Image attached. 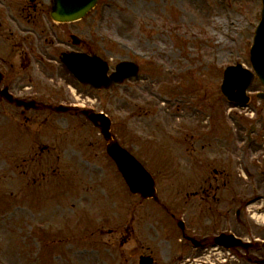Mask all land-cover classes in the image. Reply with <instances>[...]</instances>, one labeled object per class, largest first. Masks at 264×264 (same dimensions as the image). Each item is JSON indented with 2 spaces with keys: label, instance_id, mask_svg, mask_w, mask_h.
Wrapping results in <instances>:
<instances>
[{
  "label": "rangeland",
  "instance_id": "374dc122",
  "mask_svg": "<svg viewBox=\"0 0 264 264\" xmlns=\"http://www.w3.org/2000/svg\"><path fill=\"white\" fill-rule=\"evenodd\" d=\"M39 2L50 10V0L32 1V10ZM261 10V0H98L77 22L32 21L39 96L106 111L116 138L153 174L158 200L130 191L100 128L82 112L32 110L31 123L7 109L0 113V264H139L135 248L173 264L178 192L209 183L225 184L226 200L213 202L232 207L235 219L240 200L233 196L254 195L260 178L264 185V98L256 96L264 86L256 80L250 103L241 106L220 85L228 65L252 68ZM70 32L82 38L80 46ZM15 41L5 31L9 50ZM65 43L97 54L112 70L136 61L139 74L103 90L81 84L62 65L44 74L39 59L70 48ZM198 202L189 199L196 223L221 229L215 206L205 212Z\"/></svg>",
  "mask_w": 264,
  "mask_h": 264
},
{
  "label": "flooded vegetation",
  "instance_id": "af4514ba",
  "mask_svg": "<svg viewBox=\"0 0 264 264\" xmlns=\"http://www.w3.org/2000/svg\"><path fill=\"white\" fill-rule=\"evenodd\" d=\"M32 1L35 0H10V3L8 0H0V113L7 111V109H13V112L21 115L24 121L31 123L32 100L36 101L40 110H52L56 98L39 96L38 91L35 90L36 86H32L33 68L35 69V67L32 68V54L35 50V39L32 38V31L35 30L32 28V21L37 23L42 20V17H47L49 14L46 7L42 6V2L33 4L34 9L32 10ZM11 7H14L15 10ZM6 24L8 26H5ZM5 31L15 34L16 37V41L10 50L5 45ZM8 37L11 38L10 35ZM56 37L57 40H60L58 35ZM68 46L70 48L67 50H72V47ZM13 50H16L17 53L12 58L10 54ZM58 54L59 52L55 55L45 53L39 59L38 63L44 74L47 70L58 73V69L62 65L58 60L60 55ZM62 66L70 73L64 65ZM10 94L13 96L12 98L8 97ZM18 99L22 105L17 104ZM61 102L71 103L66 98H62ZM245 170L251 173L250 168L246 167ZM215 173H218L216 169ZM219 174L223 176L222 171ZM215 180L219 182L220 178ZM262 181L263 179L260 178L254 195L249 194L247 196L239 189L238 194L233 196L236 204H238V200L241 201L237 205L235 219L229 217L233 210L232 207L227 206V210H224L220 204L219 206L223 210H219L213 202V200H226L225 184L214 186L209 183V186L200 185L191 190H179L175 201L176 209L173 213L176 221L174 246L177 252L173 258V264H261V261L264 260V245L256 242L264 241V230L261 231L259 221L254 222L250 214L254 207H256L253 210L256 215L264 214V185ZM190 198H199L201 202L197 204L202 205L201 207H204L205 212L208 209L214 210L215 206L217 216L223 223L221 224L222 228L211 231L210 224L196 223L195 217L192 215L193 207L189 204ZM258 219L262 220L263 218ZM222 232L233 233L240 240L254 243V245L246 247L243 243H239L228 248L226 245L216 242L217 236ZM128 241L129 239L125 238L123 243ZM229 252H231V256H228ZM143 253L153 255L151 252ZM154 264H159L155 256Z\"/></svg>",
  "mask_w": 264,
  "mask_h": 264
},
{
  "label": "water",
  "instance_id": "95a60500",
  "mask_svg": "<svg viewBox=\"0 0 264 264\" xmlns=\"http://www.w3.org/2000/svg\"><path fill=\"white\" fill-rule=\"evenodd\" d=\"M262 2L261 20L256 28L250 50L254 71L244 67L242 63L230 65L224 70L221 90L230 101L248 103L250 97L246 92L256 75L264 84V0ZM96 3L97 0H53L51 15L58 21L77 20L91 10ZM75 43H78L77 37H75ZM61 60L79 80L96 88L111 87L114 83L122 82L138 72V66L134 62L122 61L117 65L116 71L109 75V65L102 58L79 52L64 53ZM258 95L264 97V92ZM55 109L67 110L69 107L59 106ZM84 112L96 125L100 126L108 141L107 152L116 161L130 189L140 193L144 198L156 196L153 176L130 151L113 138L110 118L104 113H90L87 110ZM141 264H152V261L142 257Z\"/></svg>",
  "mask_w": 264,
  "mask_h": 264
},
{
  "label": "bare ground",
  "instance_id": "6f19581e",
  "mask_svg": "<svg viewBox=\"0 0 264 264\" xmlns=\"http://www.w3.org/2000/svg\"><path fill=\"white\" fill-rule=\"evenodd\" d=\"M176 116H180L181 114H175ZM157 116H159V115H157ZM156 116V117H157ZM174 118V117H173ZM173 121H176V119L174 118V119H168L167 120V122H173ZM90 198H89V196H82L81 197V201H83V202H86L87 200H89ZM255 217H258V218H263L264 219V214H262V215H255Z\"/></svg>",
  "mask_w": 264,
  "mask_h": 264
}]
</instances>
